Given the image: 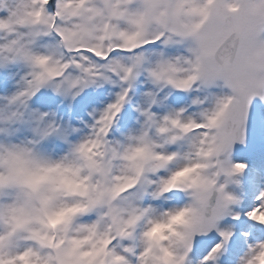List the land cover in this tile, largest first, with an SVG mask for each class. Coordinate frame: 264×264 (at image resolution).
Returning a JSON list of instances; mask_svg holds the SVG:
<instances>
[{"label":"snow or ice","instance_id":"6c2138e0","mask_svg":"<svg viewBox=\"0 0 264 264\" xmlns=\"http://www.w3.org/2000/svg\"><path fill=\"white\" fill-rule=\"evenodd\" d=\"M0 264H264V0H0Z\"/></svg>","mask_w":264,"mask_h":264}]
</instances>
